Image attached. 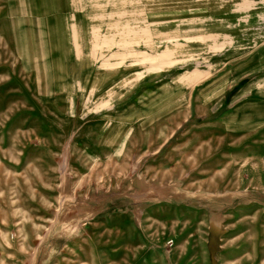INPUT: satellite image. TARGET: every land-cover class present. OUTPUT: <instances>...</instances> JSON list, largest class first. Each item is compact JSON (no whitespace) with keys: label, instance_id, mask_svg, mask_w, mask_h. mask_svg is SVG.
Listing matches in <instances>:
<instances>
[{"label":"rangeland","instance_id":"rangeland-1","mask_svg":"<svg viewBox=\"0 0 264 264\" xmlns=\"http://www.w3.org/2000/svg\"><path fill=\"white\" fill-rule=\"evenodd\" d=\"M0 264H264V0H0Z\"/></svg>","mask_w":264,"mask_h":264}]
</instances>
